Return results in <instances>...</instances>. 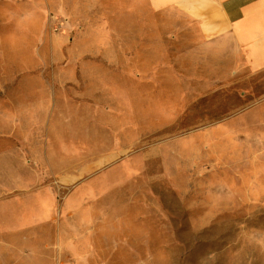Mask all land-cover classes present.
I'll return each mask as SVG.
<instances>
[{
	"label": "rangeland",
	"instance_id": "1",
	"mask_svg": "<svg viewBox=\"0 0 264 264\" xmlns=\"http://www.w3.org/2000/svg\"><path fill=\"white\" fill-rule=\"evenodd\" d=\"M177 22L0 4V264H264V71Z\"/></svg>",
	"mask_w": 264,
	"mask_h": 264
},
{
	"label": "crops",
	"instance_id": "2",
	"mask_svg": "<svg viewBox=\"0 0 264 264\" xmlns=\"http://www.w3.org/2000/svg\"><path fill=\"white\" fill-rule=\"evenodd\" d=\"M16 3L0 0L4 6ZM139 8L186 19L172 28L178 26L182 41L194 47L189 59L197 52L215 69L236 63L252 74L264 71V0H139Z\"/></svg>",
	"mask_w": 264,
	"mask_h": 264
}]
</instances>
